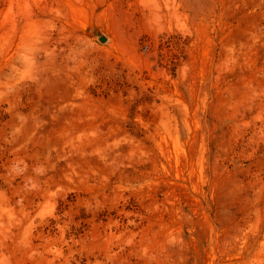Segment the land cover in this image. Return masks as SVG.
I'll return each mask as SVG.
<instances>
[{
	"label": "rangeland",
	"instance_id": "1",
	"mask_svg": "<svg viewBox=\"0 0 264 264\" xmlns=\"http://www.w3.org/2000/svg\"><path fill=\"white\" fill-rule=\"evenodd\" d=\"M0 264H264V0H0Z\"/></svg>",
	"mask_w": 264,
	"mask_h": 264
},
{
	"label": "water",
	"instance_id": "2",
	"mask_svg": "<svg viewBox=\"0 0 264 264\" xmlns=\"http://www.w3.org/2000/svg\"><path fill=\"white\" fill-rule=\"evenodd\" d=\"M105 39L104 38H101V41H104Z\"/></svg>",
	"mask_w": 264,
	"mask_h": 264
}]
</instances>
